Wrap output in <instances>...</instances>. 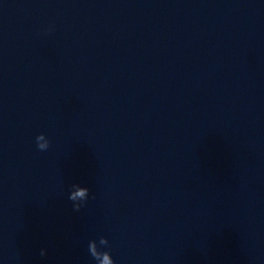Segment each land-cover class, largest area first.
I'll return each instance as SVG.
<instances>
[{
	"label": "clouds",
	"instance_id": "9594fccd",
	"mask_svg": "<svg viewBox=\"0 0 264 264\" xmlns=\"http://www.w3.org/2000/svg\"><path fill=\"white\" fill-rule=\"evenodd\" d=\"M36 143L40 151H46L50 146V141L43 133L37 135ZM71 189L68 199L73 202V210L79 212L84 203L89 199L90 189L79 184H73ZM78 200L80 202H77ZM109 247V241L104 236L99 237L98 242L96 240H91L88 243V251L97 264H115L110 251L103 250ZM40 255L45 256L46 250L41 249Z\"/></svg>",
	"mask_w": 264,
	"mask_h": 264
}]
</instances>
